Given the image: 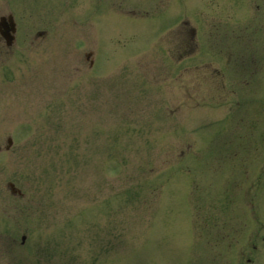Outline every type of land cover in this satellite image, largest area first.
I'll return each instance as SVG.
<instances>
[{
	"label": "rangeland",
	"instance_id": "1",
	"mask_svg": "<svg viewBox=\"0 0 264 264\" xmlns=\"http://www.w3.org/2000/svg\"><path fill=\"white\" fill-rule=\"evenodd\" d=\"M195 1V19L211 25L214 0ZM55 2L52 12L54 0H0L18 21L11 51L0 42V264L244 263L261 234L246 221L250 179H260L252 204L264 200V10L251 84L220 85L245 80L223 65L226 50L220 63L213 55L226 38L200 36L199 56L169 57L178 32L163 33L178 20L150 9L132 28L123 15L93 57L91 18Z\"/></svg>",
	"mask_w": 264,
	"mask_h": 264
},
{
	"label": "flooded vegetation",
	"instance_id": "2",
	"mask_svg": "<svg viewBox=\"0 0 264 264\" xmlns=\"http://www.w3.org/2000/svg\"><path fill=\"white\" fill-rule=\"evenodd\" d=\"M249 1V4H251V0H246L245 3H247ZM262 1V0H260ZM116 6V10H118V6L120 5V0H116L115 3ZM181 6H186L187 5V0H181L180 2ZM254 5L258 6V3L256 1H254ZM157 9L156 7L153 8ZM216 28V27H215ZM218 28V25H217ZM185 32L186 31V25H185ZM250 210L251 212H255V209H252V206H250ZM261 225V224H260ZM264 235H258L255 237L256 242H252L249 244V249H248V254L244 255L243 257V261L245 262V264H252L254 261H258L262 264H264V243L262 241Z\"/></svg>",
	"mask_w": 264,
	"mask_h": 264
}]
</instances>
